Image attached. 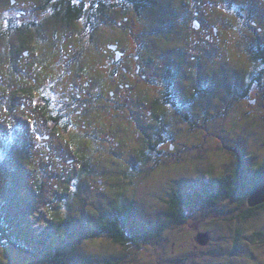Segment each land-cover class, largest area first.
Listing matches in <instances>:
<instances>
[{"label":"rangeland","instance_id":"obj_1","mask_svg":"<svg viewBox=\"0 0 264 264\" xmlns=\"http://www.w3.org/2000/svg\"><path fill=\"white\" fill-rule=\"evenodd\" d=\"M70 1L87 7L97 0ZM112 2L104 0V3ZM106 6L104 14L108 19L112 9ZM166 15L174 19L171 9ZM88 22L96 23L95 19L86 18ZM174 32L166 34L170 36ZM107 39L104 35H100L99 40L90 35L83 41L91 45L90 41L94 40V46H88V50H92L101 47ZM234 42L238 47L241 45V41ZM236 55L231 49L227 51L234 67L239 62L237 70L225 64L211 65L212 62L209 67L203 64V73H200L201 68L196 69L199 76L214 81L198 85L202 93H206L201 97L193 94L196 98L183 111L184 117L179 113L164 119L166 132L158 138L157 147L142 150L151 158L144 165L145 162L131 155L122 160L124 155L120 152L116 156L108 155L105 150L95 151L103 138L88 140L87 148L76 137L61 135L59 139L53 137L50 151L45 150L37 143L41 133L37 127L41 108L37 106L39 112L34 115L24 112V97L31 89L11 91L12 96L4 105L8 111L4 107L0 110V211L3 219L17 216V225L26 231L29 227V235L42 233V238L50 235L52 238L49 241L48 236L45 238L44 247L70 250L72 262L69 264H264V207L243 217L241 212L249 207L247 204L242 206L234 199L222 198L212 208L195 209L182 222L167 217L169 196L191 193L196 189L193 183L206 181L209 176L228 175L233 168L232 149H243L245 165L264 164V99L259 103L262 108H257L258 104L251 106L248 100L256 97V88L246 94L249 99L231 97L223 84L227 82L233 91L243 87L242 83L232 80L244 75L249 66L245 59H236ZM168 56L172 74L183 83L188 78L187 67L175 51H169ZM244 64L247 66L240 73ZM6 89L5 85H0V92ZM192 89L194 86L175 84L173 94L179 97ZM258 109L263 114L256 112ZM143 115L145 117V113ZM124 129L127 134L120 128L111 134L131 150L130 132ZM120 134L124 138L120 139ZM170 144L177 148L174 155ZM95 172L107 175L99 179ZM100 181L104 192L100 191ZM37 186L40 187L36 192ZM131 204L138 213L139 223L158 226L157 233L133 244L120 245L114 243L109 234L97 230L107 219L123 227L113 212ZM199 234L208 236L205 245L196 241ZM44 247L38 243L27 246L31 255L18 252L0 240V264H41L40 260H44L42 264H54L46 262Z\"/></svg>","mask_w":264,"mask_h":264},{"label":"flooded vegetation","instance_id":"obj_2","mask_svg":"<svg viewBox=\"0 0 264 264\" xmlns=\"http://www.w3.org/2000/svg\"><path fill=\"white\" fill-rule=\"evenodd\" d=\"M106 5L112 9L108 19ZM0 7V85L7 88L0 92V110L11 91L31 89L24 97V112L34 115L37 106L41 108L37 143L47 151L53 137L61 135L74 136L86 147L88 140L103 138L95 151L116 156L120 152L122 160L131 155L146 164L151 158L143 151L157 147L166 132L164 119L183 114L196 98L193 94L206 93L198 85L214 81L199 76L196 69L203 73V64L209 67L210 62L239 69V62L234 67L227 56L230 49L249 67L232 80L243 84L240 91L222 82L226 92L249 99L246 94L256 88V97L248 103L262 108L264 0H113L111 4L97 0L87 7L70 0H0ZM71 7L81 9L74 19ZM170 9L174 19L166 15ZM86 18L95 19V25L86 23ZM171 30L175 32L168 36ZM90 35L108 39L88 50L95 41L88 45L83 38ZM234 40L241 45H234ZM169 51H175L187 67L188 82L179 83L172 74ZM53 84L58 87L50 88ZM175 84L194 89L178 97L173 94ZM124 127L130 132L131 150L111 134L119 128L126 133ZM93 174L99 179L107 175ZM100 191H105L103 186ZM150 226L144 225L153 231Z\"/></svg>","mask_w":264,"mask_h":264},{"label":"trees","instance_id":"obj_3","mask_svg":"<svg viewBox=\"0 0 264 264\" xmlns=\"http://www.w3.org/2000/svg\"><path fill=\"white\" fill-rule=\"evenodd\" d=\"M73 19L78 17L81 9L71 7L69 10ZM233 168L226 176H218L216 178H207L206 181H199L193 183L192 187L196 188L191 193H183L180 195L173 194L169 196L167 201V217L175 222H182L184 218L191 214L195 209L212 208L216 205V201L222 198L234 199L238 204L244 206L248 197L257 189L264 185V164L252 167L245 165V154L242 148L232 149ZM40 186L36 187V192ZM264 207V203L255 207H247L241 213L250 215L258 209ZM113 214L123 224L118 225L115 220H105L101 225L97 226V230L109 234L114 243L126 245L128 243H136L143 237H149L159 228L153 226V231L145 228L143 224L138 221V213L134 206H122ZM17 217V216H16ZM15 216L9 220H4L0 211V240L5 242L8 246L21 253L33 254L27 246L32 244H39L44 247L45 238H42V233L29 235L22 226L17 225V218ZM62 222V221H61ZM121 224V223H120ZM64 223H61L63 226ZM18 226V227H17ZM39 236L38 239H36ZM52 238L50 235L47 241ZM51 240V239H50ZM53 243V242H50ZM46 262L52 261L54 264H69L72 262L71 251L68 249H60L56 246L52 249H46ZM41 258V257H40ZM39 258V260H40ZM44 260H40L41 264Z\"/></svg>","mask_w":264,"mask_h":264},{"label":"water","instance_id":"obj_4","mask_svg":"<svg viewBox=\"0 0 264 264\" xmlns=\"http://www.w3.org/2000/svg\"><path fill=\"white\" fill-rule=\"evenodd\" d=\"M264 203V185L262 187H260L259 189H257L256 191H254L247 199L246 204L249 207H255L257 205H260ZM208 240V236L206 234H199L197 236L196 241L200 244V245H205L206 242Z\"/></svg>","mask_w":264,"mask_h":264}]
</instances>
